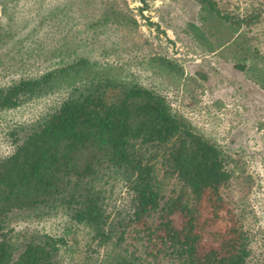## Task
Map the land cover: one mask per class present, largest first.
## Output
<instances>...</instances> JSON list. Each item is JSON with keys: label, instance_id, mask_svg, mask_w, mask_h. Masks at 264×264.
Segmentation results:
<instances>
[{"label": "trees", "instance_id": "obj_1", "mask_svg": "<svg viewBox=\"0 0 264 264\" xmlns=\"http://www.w3.org/2000/svg\"><path fill=\"white\" fill-rule=\"evenodd\" d=\"M193 1L222 34L242 29L225 49L236 69L251 61L264 81V55L247 36L258 21L264 27V4L254 18ZM103 9L99 24L126 19L137 28L115 2ZM81 34L67 35L72 45L49 55L42 76L0 87V115L58 98L41 119L1 131L12 152L0 157V264H264L253 250L248 175L230 170V157L164 94L122 76L123 66L109 61L116 46L92 48ZM29 36L40 38L36 29ZM153 62L159 78L181 74L166 59ZM233 164L240 169V160ZM167 178L181 189L163 191ZM61 220L87 235L67 262L64 235L31 228Z\"/></svg>", "mask_w": 264, "mask_h": 264}, {"label": "rangeland", "instance_id": "obj_2", "mask_svg": "<svg viewBox=\"0 0 264 264\" xmlns=\"http://www.w3.org/2000/svg\"><path fill=\"white\" fill-rule=\"evenodd\" d=\"M216 1L218 5L221 2V9L227 6L233 13H249L254 18L257 8L264 4V0ZM111 2L122 14L135 19V30L130 24L124 26L126 19L116 20L118 26L115 20L99 24L103 8ZM210 23L193 0H0V39L5 43L0 45V87L42 76L49 67V55L72 45L67 40L71 32H82L79 37L87 38L86 43L95 49L99 43L116 46L120 51L109 61L123 66L122 76L164 94L175 112L230 157V170L248 175L251 183L246 190L250 191L254 211L249 226L253 250L257 260H264V81L256 78L257 67L251 61L245 62V69H236L231 49H225L238 36H244L242 29H221L222 34ZM34 29L40 38L32 43L29 35ZM252 29L247 36L264 55V27L258 21ZM96 35L98 40L94 42ZM226 39L227 43L220 44ZM78 49L80 52L88 48ZM153 58L172 62L181 74L164 71L162 78L157 77ZM56 101V97H40L0 115V157L12 152L1 133L4 127L41 119ZM238 160L241 166L235 169L233 163ZM181 187L174 178L162 184L165 192ZM14 224L17 230L22 228L21 221ZM31 228L64 235L66 246L62 253L66 262L70 250L80 251L87 238L84 231L74 230L67 220L33 224Z\"/></svg>", "mask_w": 264, "mask_h": 264}]
</instances>
